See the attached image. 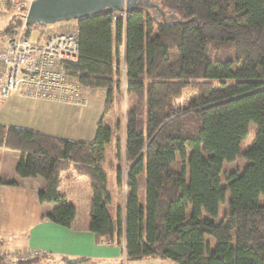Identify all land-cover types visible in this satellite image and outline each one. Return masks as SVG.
<instances>
[{"label":"trees","instance_id":"16d2710c","mask_svg":"<svg viewBox=\"0 0 264 264\" xmlns=\"http://www.w3.org/2000/svg\"><path fill=\"white\" fill-rule=\"evenodd\" d=\"M125 11L116 20L118 13L101 12L71 21L78 58L64 71L105 99L93 141L0 125V149L20 154L18 179L43 180L38 201L53 207L43 219L62 228H70L75 209L59 186L65 177H85L88 232L123 242L130 264H264V0H126ZM24 13L10 18L0 40L16 35ZM121 94L131 104L123 129L116 122L117 160L123 141L125 164L116 186L125 198L114 226L105 115ZM250 125L255 138L243 149ZM239 158L248 164L223 187L224 163ZM17 183L0 178L2 186ZM226 193L228 214L216 222Z\"/></svg>","mask_w":264,"mask_h":264},{"label":"crops","instance_id":"0c3cea01","mask_svg":"<svg viewBox=\"0 0 264 264\" xmlns=\"http://www.w3.org/2000/svg\"><path fill=\"white\" fill-rule=\"evenodd\" d=\"M121 59L122 70L123 51ZM86 94L87 99L81 105L11 96L3 104L0 103V125L27 129L74 143H91L95 137L96 124L104 116L105 99L103 92L91 90ZM8 120L13 122L5 123ZM123 143H120L119 153L124 171ZM19 158L20 154L17 152L0 149V178L18 182L16 186L0 185V246L18 255L32 251L41 252V257L32 259L30 264H67L69 261L83 264H121L123 242L112 243L109 238L88 232L91 190L87 179L82 176L63 178L58 190L74 206L75 215L70 228H62L43 219L45 214H50L53 210L52 206L40 204L38 201L37 192L43 188V180L17 178L15 170ZM105 159L106 162H112V167L105 168V171L112 198L109 210L115 209L117 218V211H122L123 214L125 198L124 186L121 189L116 186V169L119 167L117 143H111L106 149ZM78 177L85 180L83 185L78 184L83 195L80 217L76 203L67 194L77 184L74 180ZM64 182L68 187L62 191ZM115 224L116 222L114 226ZM3 264L14 263L4 261Z\"/></svg>","mask_w":264,"mask_h":264},{"label":"built area","instance_id":"2783aa9c","mask_svg":"<svg viewBox=\"0 0 264 264\" xmlns=\"http://www.w3.org/2000/svg\"><path fill=\"white\" fill-rule=\"evenodd\" d=\"M35 0H0V8L17 7L25 11ZM125 12L113 15V20L124 17ZM59 27L70 26V31H51L44 28L29 29L23 26L16 30V35L0 40V98L20 96L32 100H47L73 105L85 102L84 89L77 80L68 76L64 67L77 61V30L70 22ZM46 27V26H45ZM35 32V41L26 37L25 29ZM43 40V42L40 40ZM123 82H125L124 67ZM39 251L28 254L8 252L0 246V259L9 263L25 264L32 259L40 258ZM75 264H83L76 262ZM121 264L127 262L123 252ZM160 264V263H138Z\"/></svg>","mask_w":264,"mask_h":264},{"label":"rangeland","instance_id":"374dc122","mask_svg":"<svg viewBox=\"0 0 264 264\" xmlns=\"http://www.w3.org/2000/svg\"><path fill=\"white\" fill-rule=\"evenodd\" d=\"M123 12H125V11H123ZM17 13H18L17 8H6L3 10H0V32L3 31V29L7 26L10 18ZM24 17H25V15H24ZM24 22H25V20H24ZM61 24H63V23L48 25V26L43 27V28L44 29L52 28V29H50L51 31H57V30L70 31L71 30L70 26L59 27V26L64 25V24L63 25H61ZM69 25H73L72 22H70ZM27 27H30L29 29H32V26H27ZM25 31H26V35H28L30 30H28V28H27V29H25ZM41 39L42 38H40V40ZM35 40H36L35 37H31L32 42H34ZM41 41L43 42V40H41ZM76 42H77V55H78V36L76 37L75 43ZM86 93H88V91L84 90L83 97H84L85 101L87 99ZM8 98L9 97H7L6 99H8ZM6 99L0 98V103L4 102ZM128 99L129 98H125L124 94H121L119 99L114 100V103H112V105H111V109L108 111L107 115H105L106 121L108 122L109 125H111V128H112V137L110 140V145H111V143H114V142L117 143V141L119 140L120 135L117 132L116 122H117V120L120 119V121H122V122H120V125L118 124V126L120 127L122 124V129H123V127H124L123 119H124L125 115L127 114V110L131 104L130 100H128ZM8 122H13V121H10V120L5 121V123H8ZM24 130H27V129H24ZM256 131H257L256 127L254 125H250V127L248 129V134L241 143V146L243 149H247L248 147H250L252 145L254 138H255ZM110 145L108 147H110ZM108 147L106 149H108ZM247 164L248 163L241 158L236 159L232 163H224L223 168H222V175H221L222 186L223 187L227 186V184L225 182V177L227 175H229L231 173L241 174L243 172V169L245 168V166ZM121 165H122V163L119 162L118 163L119 168H121ZM74 182L77 184H75V186H73V188L69 189L67 191V194L76 203L77 210H78V217H80L81 211H82V204H83V195H82V189L78 187V184L83 185L85 183V180L82 177H78L77 179L74 180ZM66 187H68L67 183L64 182L61 186L62 191H65ZM139 198H140V201H142V202L144 201L143 186H141V188H140ZM228 201H229V194L226 193L223 203L219 205L218 216L215 219L216 222L223 221L225 219V215L228 214V211H229L228 210ZM109 213L111 215L113 222L115 223L116 222V211H115V209H113V210L110 209Z\"/></svg>","mask_w":264,"mask_h":264},{"label":"water","instance_id":"95a60500","mask_svg":"<svg viewBox=\"0 0 264 264\" xmlns=\"http://www.w3.org/2000/svg\"><path fill=\"white\" fill-rule=\"evenodd\" d=\"M125 3L126 0H35L28 7L24 20L26 26L74 22L101 12L121 13L125 11ZM139 5L148 6L146 2ZM75 263L69 261L67 264Z\"/></svg>","mask_w":264,"mask_h":264}]
</instances>
